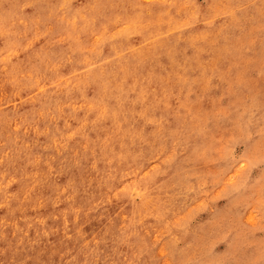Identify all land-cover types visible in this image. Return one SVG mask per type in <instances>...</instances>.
<instances>
[{
  "label": "rangeland",
  "instance_id": "obj_1",
  "mask_svg": "<svg viewBox=\"0 0 264 264\" xmlns=\"http://www.w3.org/2000/svg\"><path fill=\"white\" fill-rule=\"evenodd\" d=\"M0 264H264V0H0Z\"/></svg>",
  "mask_w": 264,
  "mask_h": 264
}]
</instances>
